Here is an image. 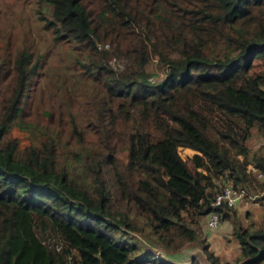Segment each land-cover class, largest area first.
Returning a JSON list of instances; mask_svg holds the SVG:
<instances>
[{"label": "trees", "instance_id": "1", "mask_svg": "<svg viewBox=\"0 0 264 264\" xmlns=\"http://www.w3.org/2000/svg\"><path fill=\"white\" fill-rule=\"evenodd\" d=\"M44 1L56 38L88 55L80 70L93 84L77 99L75 92L62 99L57 90L42 98L55 127L42 122L39 137L20 144L9 131L23 102L29 105L37 63L25 52L15 56L12 91L0 97V264L157 263L153 249L133 254L137 241L115 239L117 229L140 233L144 226L166 254L194 242L211 264H264V214L256 228L234 227L235 261L209 248L199 224L216 181L261 189L264 207V179L249 168L264 174V152L247 143L254 131L264 138V69L254 65L264 62V0L129 6L136 26L164 37L156 43L165 69L157 78L146 70L148 55H130L120 72L101 60L107 53L98 45L132 20L128 0ZM180 147L194 153L185 159ZM233 207L219 208L222 220Z\"/></svg>", "mask_w": 264, "mask_h": 264}, {"label": "rangeland", "instance_id": "2", "mask_svg": "<svg viewBox=\"0 0 264 264\" xmlns=\"http://www.w3.org/2000/svg\"><path fill=\"white\" fill-rule=\"evenodd\" d=\"M175 1L177 5L187 4V0H169ZM160 0H128V10L131 15L130 24L124 25L121 33L117 36L106 38V42L99 44L98 47L107 53L106 58H102L111 70L120 72L123 71L126 64H130V55H148V60L145 63L147 72L151 78L161 76L165 71L162 64L158 59L157 41L161 44L164 41L162 36L159 39H154L152 32H145L139 26H136L137 17L134 16L129 6L137 7V5L161 6ZM47 4L44 0H0V97L9 95L14 85V77L16 70L13 69L14 59L16 55L25 52L30 56L32 62L37 63L34 72L30 75L28 80V97L25 100L29 105L23 102V109L21 114L17 115L11 123L12 134L16 136L20 144L29 143L31 136L34 139L39 137L40 124L47 123L46 113L44 112L45 106L48 104L42 98L49 95L50 92L57 90L60 98L66 99L70 94L74 93V99L79 97L80 91L83 87L89 88L93 84L91 77L81 73L82 59L88 55H81L78 50V45L71 40H61L56 38L54 31V24H48L50 20V12L47 9ZM110 16L111 13H106ZM139 16V15H138ZM105 17H101L100 20ZM145 28V27H144ZM131 33V34H129ZM141 38L146 39L147 44L145 49L142 48ZM136 47L137 52L134 48ZM86 53V50L84 51ZM123 53V54H122ZM91 56V55H90ZM255 69H264V62L258 60L254 62ZM73 86H78L77 89ZM43 91V94H42ZM64 91V92H63ZM69 91V92H67ZM81 97V96H80ZM87 97V96H86ZM77 102H74L76 106ZM64 115L69 118L70 114L66 107H63ZM71 115L81 119L82 114L78 109H72ZM51 127V122L46 124ZM69 129L64 135L63 139L67 142L72 138L69 134ZM86 135L91 139L96 140L94 132L86 128ZM253 152H264V138L254 131L253 135L247 141ZM67 146H71L70 144ZM121 146L119 144L118 148ZM60 148L65 151L66 149L60 145ZM180 155L188 159L194 153V150L188 147H180ZM119 156L122 153L119 152ZM188 162V160H187ZM190 163V162H188ZM263 178L262 176H257ZM219 189L224 185H231V181L225 180L224 183L216 181ZM247 195L238 203H235L234 211L229 212L228 218L222 220L220 218L219 225L214 230L205 229L204 218L199 217L200 235H207L213 232L214 235L209 237L206 242L211 245V250L219 254L223 259L235 261L240 255V247L233 229L235 226L246 227L250 224L251 227H258L261 225L262 217L264 214V207L261 202L262 190H253L249 188ZM223 213V212H222ZM221 213V215H222ZM189 218V217H188ZM191 219V217H190ZM143 223L142 219H139ZM254 225V226H253ZM143 232L129 231L123 233L117 229L115 239L124 237L128 240L137 241L139 247L135 249L133 254L142 253L145 250L153 249L156 253L162 255L166 254L160 247L156 246L148 227L144 226ZM121 232L123 235H121ZM201 248L197 243H191L186 247ZM202 249V248H201ZM216 250V251H215ZM160 256H157V263ZM195 261H198L195 259Z\"/></svg>", "mask_w": 264, "mask_h": 264}, {"label": "built area", "instance_id": "3", "mask_svg": "<svg viewBox=\"0 0 264 264\" xmlns=\"http://www.w3.org/2000/svg\"><path fill=\"white\" fill-rule=\"evenodd\" d=\"M253 171H257V175L263 177V173L258 171L254 166L250 165ZM247 195L246 189L243 187H234L232 185H224L220 191H218L211 201V209L207 212L204 225L205 229L214 230L219 225L221 218V210L219 209L222 205H234ZM157 256L160 254L156 253ZM142 264H155V262H145Z\"/></svg>", "mask_w": 264, "mask_h": 264}, {"label": "water", "instance_id": "4", "mask_svg": "<svg viewBox=\"0 0 264 264\" xmlns=\"http://www.w3.org/2000/svg\"><path fill=\"white\" fill-rule=\"evenodd\" d=\"M167 259L174 264H191L195 259L200 264H211L203 249L194 247H183L167 255ZM242 261L239 262L241 264Z\"/></svg>", "mask_w": 264, "mask_h": 264}, {"label": "crops", "instance_id": "5", "mask_svg": "<svg viewBox=\"0 0 264 264\" xmlns=\"http://www.w3.org/2000/svg\"><path fill=\"white\" fill-rule=\"evenodd\" d=\"M241 201V200H240ZM204 219H205V217H204ZM213 235H214V233L213 232H210V233H208L207 235H205V237H206V239H208L209 237H212V238H214L213 237ZM210 245V244H209ZM210 248H211V245L209 246ZM216 251V250H215ZM169 253H167V254H165L163 257L166 259V261H168V263H170V264H174V263H172V262H170L168 259H167V255H168Z\"/></svg>", "mask_w": 264, "mask_h": 264}, {"label": "clouds", "instance_id": "6", "mask_svg": "<svg viewBox=\"0 0 264 264\" xmlns=\"http://www.w3.org/2000/svg\"><path fill=\"white\" fill-rule=\"evenodd\" d=\"M251 165V164H250ZM250 165H249V168H250ZM253 166V165H252ZM251 169V168H250ZM252 170V169H251ZM258 170V169H257ZM253 171V170H252ZM258 171H260V170H258ZM254 172V174H255V176L257 177L258 175H257V171H253ZM258 178V177H257ZM258 179H264V174H263V178H258ZM233 186V185H232ZM239 187H242V186H239ZM244 188V187H243ZM247 191V190H246ZM248 192V191H247ZM246 197V196H245ZM242 200V199H241ZM239 202V201H238ZM237 202V203H238Z\"/></svg>", "mask_w": 264, "mask_h": 264}]
</instances>
